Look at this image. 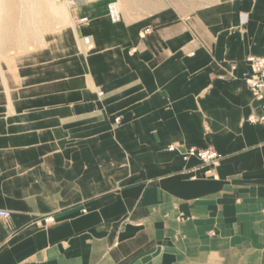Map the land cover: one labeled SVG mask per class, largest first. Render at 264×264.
<instances>
[{"label": "crops", "instance_id": "obj_1", "mask_svg": "<svg viewBox=\"0 0 264 264\" xmlns=\"http://www.w3.org/2000/svg\"><path fill=\"white\" fill-rule=\"evenodd\" d=\"M118 1L0 51V264H264V0Z\"/></svg>", "mask_w": 264, "mask_h": 264}, {"label": "rangeland", "instance_id": "obj_2", "mask_svg": "<svg viewBox=\"0 0 264 264\" xmlns=\"http://www.w3.org/2000/svg\"><path fill=\"white\" fill-rule=\"evenodd\" d=\"M73 1L80 0H0V51L22 52L43 45L45 36L64 25L75 30L78 26L71 20L70 9ZM99 0H81L85 4H93ZM116 1L121 10V21L124 19V6ZM108 6V5H107ZM157 16V11L149 13V19ZM76 42L82 54H88L94 48L93 41L85 45L83 38ZM204 165V164H203Z\"/></svg>", "mask_w": 264, "mask_h": 264}, {"label": "built area", "instance_id": "obj_3", "mask_svg": "<svg viewBox=\"0 0 264 264\" xmlns=\"http://www.w3.org/2000/svg\"><path fill=\"white\" fill-rule=\"evenodd\" d=\"M107 15L109 20L112 23H117L120 21V11L116 4L110 3L107 6ZM88 20L87 18L78 19L76 24L81 25L86 23ZM85 45H90L91 41L89 38H83ZM247 69L242 74V80L244 81L246 87L251 92L255 102L258 103L261 113H251L248 118L247 122L250 124H264V58H260L257 56H250L247 60ZM115 122L117 124L120 123V118H116ZM181 148V147H180ZM179 146H170L168 148L169 151H179ZM183 148V147H182ZM183 152L181 153L184 158L187 157H194L196 158L201 164L209 165L214 163L218 155L213 148H204L199 149L196 147H187L183 148ZM11 216V212L0 210V218L1 219H8ZM48 222H52V219H48Z\"/></svg>", "mask_w": 264, "mask_h": 264}]
</instances>
